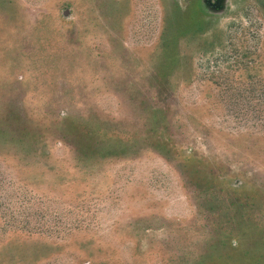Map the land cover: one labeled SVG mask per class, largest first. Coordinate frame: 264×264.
<instances>
[{"label": "rangeland", "instance_id": "1", "mask_svg": "<svg viewBox=\"0 0 264 264\" xmlns=\"http://www.w3.org/2000/svg\"><path fill=\"white\" fill-rule=\"evenodd\" d=\"M0 264H264V0H0Z\"/></svg>", "mask_w": 264, "mask_h": 264}]
</instances>
